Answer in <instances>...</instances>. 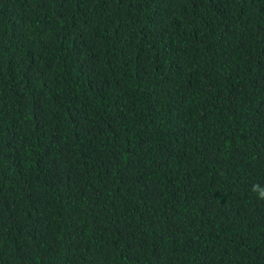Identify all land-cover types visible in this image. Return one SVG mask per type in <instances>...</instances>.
<instances>
[{
  "label": "trees",
  "instance_id": "1",
  "mask_svg": "<svg viewBox=\"0 0 264 264\" xmlns=\"http://www.w3.org/2000/svg\"><path fill=\"white\" fill-rule=\"evenodd\" d=\"M264 0H0V264H264Z\"/></svg>",
  "mask_w": 264,
  "mask_h": 264
},
{
  "label": "clouds",
  "instance_id": "2",
  "mask_svg": "<svg viewBox=\"0 0 264 264\" xmlns=\"http://www.w3.org/2000/svg\"><path fill=\"white\" fill-rule=\"evenodd\" d=\"M252 191H257L258 197L260 199H264V189H259V185H253Z\"/></svg>",
  "mask_w": 264,
  "mask_h": 264
}]
</instances>
